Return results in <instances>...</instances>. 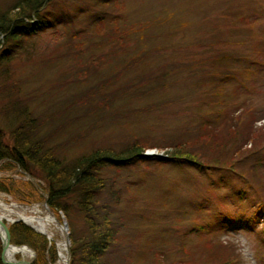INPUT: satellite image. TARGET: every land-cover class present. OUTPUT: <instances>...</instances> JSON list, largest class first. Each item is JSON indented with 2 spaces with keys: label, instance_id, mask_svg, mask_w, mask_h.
Listing matches in <instances>:
<instances>
[{
  "label": "rangeland",
  "instance_id": "rangeland-1",
  "mask_svg": "<svg viewBox=\"0 0 264 264\" xmlns=\"http://www.w3.org/2000/svg\"><path fill=\"white\" fill-rule=\"evenodd\" d=\"M17 3L0 0V20L16 17ZM114 4L113 13L118 15L114 22L109 18L104 24H94L86 13L87 6L76 17V7L60 0L59 5L69 9V16L76 17L67 25L40 31L33 25L27 31L18 29L13 38L9 31H0V63L8 62L0 66H6V74L0 75V128L5 142L14 144L12 117L1 109L8 97L13 98L7 95L6 86L12 85L21 99L35 101L32 105L37 108L46 104L48 112L68 105L69 98L78 97L77 89L86 91L92 86L95 93H89L87 99L115 91L116 87L106 80L98 82V78L81 88L85 77L79 74L86 66L78 67L74 57L82 56L100 78H106L101 73H108L110 65H122L125 54L143 53L139 66L126 71L119 81H129L141 70L164 72L159 77L166 81L161 86L149 75L144 84L157 88L150 87L152 90L134 104L131 112L94 124L89 144L91 138L115 145L140 139L148 145L144 153L169 156L174 148L167 145L201 131L203 123L217 124L215 127L223 130L220 138L212 141L218 142L215 147L219 149H215L220 154L213 158L209 154L207 163L197 167L169 160L111 169L124 188V235L133 239L136 248L147 252L151 261L154 253L161 254V264H228L234 256L238 264H264V217L250 221L257 202H264V176L258 173L264 165L257 163V155L264 156V150L253 151V147L242 145L241 129L234 141L225 144L226 129L238 130L249 122L253 123V141H264V65L253 64H264V0H116ZM52 11L57 9L51 7ZM112 31L124 35L123 48L113 50ZM13 40L23 42L18 46ZM76 43H81L80 47H73ZM73 49L79 51L72 54ZM105 53L112 62L100 58ZM213 75L223 80L214 82ZM137 88L140 90L138 85L132 87L130 93H136ZM65 113L69 124L74 114ZM78 117L83 127L85 112ZM93 118L98 119L99 113ZM249 148L252 151L246 155L247 160L238 156L239 160L233 161L235 153L240 155ZM11 179L18 183L11 185ZM33 179L36 182L32 183ZM4 182L14 187L12 193L0 190V198L6 202L45 207L46 181L41 174L34 178L19 166L4 169L0 165V183ZM31 184L36 187L34 193ZM241 189H246L245 197ZM65 215L70 232L71 224L79 228L84 223L80 215ZM240 220L241 224H233ZM199 224H210L209 231L195 230ZM46 238L49 248L54 244L56 260L51 261L48 252L47 260L39 259L37 249L24 243L34 252L32 264H66L59 251L66 234L58 231L52 239ZM209 243L221 247L219 256L209 253Z\"/></svg>",
  "mask_w": 264,
  "mask_h": 264
},
{
  "label": "trees",
  "instance_id": "trees-1",
  "mask_svg": "<svg viewBox=\"0 0 264 264\" xmlns=\"http://www.w3.org/2000/svg\"><path fill=\"white\" fill-rule=\"evenodd\" d=\"M62 1L74 5L76 8L81 3H92L88 6V9L93 14L94 24H104L108 20L105 14L108 13L111 6L116 5L114 4L116 0ZM59 2L60 0H18L16 17L12 20H9V18L0 20V31H9L12 34L11 38H13L18 29L27 31L33 25H37L36 31L67 25L69 19H75L77 16L70 17L69 9L60 6ZM51 7L56 8L57 11L51 13ZM4 16L6 17L7 14H4ZM34 17L37 18V23L32 20ZM111 34L110 45L113 50L118 46L123 48L122 45L125 40L122 38L124 35L119 34L118 31H113ZM14 42L15 45L20 46L19 43L23 41ZM74 45L73 47H80L81 43ZM261 50L264 51L263 48ZM75 51L79 50L73 49L70 52L73 54ZM127 55L123 56L122 65L119 63L115 64L114 67L110 65L108 73H101L106 78H100L98 71L91 69L82 56L73 58L78 67L86 66L79 74L85 77L81 88L86 87L87 83L97 78L98 82L106 80L110 85L116 87L115 91L110 92L112 93L110 95L104 93L96 94L92 98L88 97L91 101H88L86 96L89 93H95L92 86L90 88L86 87V91L77 89L78 97L69 98L70 103L68 105L59 106L46 112V104L37 108L32 105L35 101L31 103L17 96L12 85L5 87L8 90V92L6 90L7 95L13 96V98L8 97V103L3 104L1 109L7 116L12 117V123L14 124L11 132L14 144L11 146L5 142V133L0 128V165L4 169H13L19 166L29 171L34 178H40L41 174L46 181V199L50 207L56 211L63 210L68 217L74 213L82 217L84 223L81 227L75 228L71 224L70 264H161L160 262L164 260L161 254L154 253L156 257L151 261V257L147 252L136 248L133 239L124 235L123 230L127 227L125 212L122 209L124 188L118 174L112 172L111 169L124 168L125 165L129 166V164L136 162L163 163L169 160L176 164H187L193 168L207 163L206 158L209 154L211 158L220 154L216 150L219 147H215L218 142L212 143V141L220 138L223 129L215 127L217 124L206 126L203 122L204 127L200 126L201 131H194L189 136L167 145L174 148L173 155L169 156L145 154L144 151L148 145L140 139H126L115 145L116 143H99L98 140L91 138L89 144L88 139L90 134L93 133L91 127L94 124L108 118L116 119L120 115L131 112V109L136 108L134 104H138L141 97L152 90L150 87H154L153 84L150 87L144 84L149 75H152L153 79L161 86L166 81V79L162 78L161 80L159 77L164 72L141 70L133 75L129 81L121 83L119 79L123 78L121 76L126 71H133L132 67L139 66L143 53L135 56ZM100 58L109 62L113 60L108 58L107 53L101 55ZM94 61L95 57L93 58ZM7 63V61H3L0 66ZM253 64L255 66L264 65L261 62ZM5 74L6 66L0 69V75L4 76ZM91 74H94L92 78ZM213 78L214 81L218 80L217 82L223 80L221 77L217 78L216 75H213ZM140 80L143 82L142 84H140ZM136 85L139 86L140 90L137 88L136 93H130L132 87H136ZM156 88L155 86L154 90ZM122 95L126 96L121 98L119 102L118 98ZM212 104L215 106L214 102ZM66 111L74 114L72 122L69 124H66ZM83 111L85 112V117H83L84 126L80 127V117L78 115ZM98 113L99 118L93 120V116ZM227 124L229 125V123ZM232 125L233 123L230 124V126ZM252 127L253 123L249 122L242 125L238 130L234 128L226 129L225 134L228 139L225 144L234 141L237 137L236 133L241 129V132H243V134H240L243 138L242 145L253 147V151L264 150V141H253L255 138L251 135ZM164 145L160 144L159 147H165ZM224 145L221 149L224 148ZM239 147L240 144L235 152ZM250 151H252L250 148L243 149V153L240 155L234 152L237 158L233 161L239 160L238 156H244V160H247L246 155L250 154ZM257 163L264 165L263 154L260 155L259 153L257 155ZM237 164L238 166L243 165L240 162H236ZM258 173L260 176H264V168L259 169ZM10 182L11 185L12 182L18 183L14 179H11ZM12 188L14 187L8 186L6 182L4 184L0 183V190L12 193ZM32 189L33 193L36 192L34 184ZM39 196L43 197L42 194ZM10 231L13 242L29 244L36 248L39 259L47 260L45 255L48 252L50 254L48 258L51 261L56 260L57 255L54 244L49 248L45 235L36 232L24 222L13 223L10 226ZM211 246L212 249L209 250V253L219 256L221 247L218 245ZM1 251L0 239V264H5L1 259ZM213 260H215V256H213ZM187 264L194 263L188 262Z\"/></svg>",
  "mask_w": 264,
  "mask_h": 264
},
{
  "label": "bare ground",
  "instance_id": "bare-ground-1",
  "mask_svg": "<svg viewBox=\"0 0 264 264\" xmlns=\"http://www.w3.org/2000/svg\"><path fill=\"white\" fill-rule=\"evenodd\" d=\"M0 217L4 222H12L15 219H22L28 222L34 228L40 232L45 233L48 237L56 236V232H63V226L56 214L52 213L47 207H41L39 204L34 205H17L9 203L0 198ZM1 231L4 233L3 226L0 223ZM60 258H68V252L66 255V241H61L60 244ZM21 255V261L17 256ZM34 253L32 249L25 245L10 244L5 252V256L9 260H18L19 264H29ZM71 255V253H70Z\"/></svg>",
  "mask_w": 264,
  "mask_h": 264
},
{
  "label": "water",
  "instance_id": "water-1",
  "mask_svg": "<svg viewBox=\"0 0 264 264\" xmlns=\"http://www.w3.org/2000/svg\"><path fill=\"white\" fill-rule=\"evenodd\" d=\"M0 223L2 224L3 230H4V233L1 232V227H0V235L2 238V254H1L2 261L6 264H19V261H21V260H19V261L18 260H9L5 256V252L8 248V246L11 244L10 243L11 242V233H10L9 226L7 225V223L2 221L1 217H0ZM64 229H65V231H67V229H68V223L66 221H64ZM67 244H69V239H67ZM29 264H31V262Z\"/></svg>",
  "mask_w": 264,
  "mask_h": 264
}]
</instances>
